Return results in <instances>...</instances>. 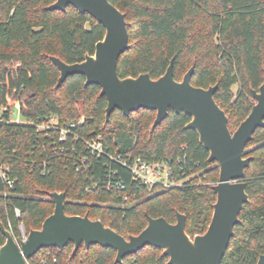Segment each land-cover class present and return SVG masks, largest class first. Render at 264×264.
<instances>
[{
  "label": "trees",
  "instance_id": "16d2710c",
  "mask_svg": "<svg viewBox=\"0 0 264 264\" xmlns=\"http://www.w3.org/2000/svg\"><path fill=\"white\" fill-rule=\"evenodd\" d=\"M53 2L0 0V165L5 169L0 177V226L15 239L20 225L25 233L40 229L54 209L48 195L65 192L66 215H87L123 237L139 234L147 216L174 224L176 213L186 216L190 238L203 234L216 201L212 187L219 168L207 161L196 132L185 128L190 118L169 111L151 132L154 111L140 109L124 116L114 110L106 122V99L99 96L98 86L85 87L83 76L68 77L55 88L59 71L50 57L66 64L82 62L85 55H93L105 30L71 6L65 12L46 10ZM109 2L125 15L128 31L129 48L118 60V77L148 73L157 79L173 59L174 79L180 82L194 66L191 84L205 89L218 85L214 100L233 133L254 105L252 91L263 83L264 0ZM8 100L19 102L24 123L9 122ZM51 117L60 126L81 118L83 122L60 143L56 132L36 127ZM98 137L107 155L164 164L170 182L180 185L149 189L107 155L90 157L83 143ZM84 157L88 160L81 168ZM244 157L251 159L244 178L249 201L221 264H256L264 255V129L256 130ZM118 181L123 189L104 187ZM4 242L0 229V246ZM72 250V243L63 249L44 248L28 264H113L115 259L114 250L99 245L88 250L81 245L73 257ZM167 260L161 250L147 246L121 264Z\"/></svg>",
  "mask_w": 264,
  "mask_h": 264
},
{
  "label": "water",
  "instance_id": "95a60500",
  "mask_svg": "<svg viewBox=\"0 0 264 264\" xmlns=\"http://www.w3.org/2000/svg\"><path fill=\"white\" fill-rule=\"evenodd\" d=\"M68 6L88 14L103 26L105 33L95 44L93 55H85L82 62L66 64L58 57H50L59 71L55 88L68 77L83 76L84 86H98L99 96L106 99V122L114 110L124 116L140 109L154 111L151 132L167 118L169 111L187 115L190 121L185 128L196 132L199 143L208 152L207 161L215 162L219 168L217 183L212 187L216 201L203 234L190 238L185 231L186 216L176 213L174 224L162 217L147 216V225L139 234L123 237L87 215H66L65 192H53L48 195L54 203L52 214L40 229L30 230L25 239H15L0 226L5 237L0 246V264H27L41 249H63L68 243L73 244L71 257L81 245L85 250L92 245L110 248L115 251L113 264H121L126 256L147 246L161 250L168 259L166 264H221L234 228L240 223L239 215L249 201L244 178L251 159L245 158L244 152L256 130L264 129V78L258 90L251 93L254 105L250 113L231 133L228 117L214 100L218 85L194 87V66L180 82L174 79L173 59L157 79H151L148 73L121 79L117 74L118 60L129 48L125 15L109 0H54L46 10L65 12ZM256 264H264V255Z\"/></svg>",
  "mask_w": 264,
  "mask_h": 264
},
{
  "label": "built area",
  "instance_id": "2783aa9c",
  "mask_svg": "<svg viewBox=\"0 0 264 264\" xmlns=\"http://www.w3.org/2000/svg\"><path fill=\"white\" fill-rule=\"evenodd\" d=\"M17 107L18 109V116L17 118H13V107ZM7 107L10 109V118L9 122L11 123H24L22 118L20 117V104L19 102L15 101H9L7 102ZM2 119L0 118V123H2ZM83 122V118L80 119V121L70 124H63L62 126L59 125L58 120L55 117H51L48 122L36 126L38 130H53L57 133V140L60 143H63L67 140V135L71 133V129L77 127ZM84 149L87 152V154L90 157L96 156L100 157L103 155H107L106 152L103 149V145L101 143L100 138L93 139L90 141H85L83 143ZM54 146V144L52 145ZM60 151L63 152L64 148L60 147ZM107 157L113 161L118 163L120 166L126 168L130 174L133 180L139 181L142 184H144L149 189L153 188L154 186H161L162 188H168V187H174L179 186L180 184L177 182H170L169 180V170L164 164H148L145 161H142L140 158H129V157H116V156H109ZM87 157H84L83 160H81V168L85 167V163L87 162ZM43 168H42V174L46 173V165L43 162ZM0 177H5V169L0 165ZM8 186L11 185V182H7ZM107 190L112 189L113 187L115 189H123V185L120 181L114 182V184L106 183L104 186ZM16 216H19V211L15 210ZM19 233L20 237L18 239H25L26 234L24 231V228L20 225L19 226ZM55 261V260H54ZM28 264V262H27Z\"/></svg>",
  "mask_w": 264,
  "mask_h": 264
},
{
  "label": "rangeland",
  "instance_id": "374dc122",
  "mask_svg": "<svg viewBox=\"0 0 264 264\" xmlns=\"http://www.w3.org/2000/svg\"><path fill=\"white\" fill-rule=\"evenodd\" d=\"M235 90H237L236 87L234 88V91H235ZM12 109H13V118H17V116H18V109H17V107L14 106ZM21 120H22V119H21ZM126 134H127L126 131L121 130V135L126 136ZM117 146H118V149H121V146H122V145L118 143ZM41 250H42V249H41Z\"/></svg>",
  "mask_w": 264,
  "mask_h": 264
}]
</instances>
